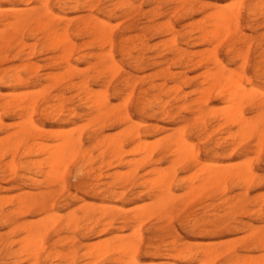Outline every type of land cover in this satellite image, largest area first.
<instances>
[{"label": "rangeland", "instance_id": "obj_1", "mask_svg": "<svg viewBox=\"0 0 264 264\" xmlns=\"http://www.w3.org/2000/svg\"><path fill=\"white\" fill-rule=\"evenodd\" d=\"M34 1L18 5L17 0H0V36H13L11 30L4 29L6 22L12 20L13 10L31 6L42 10L38 1ZM58 1L47 0V6L50 13L61 19L57 17L60 20L55 18V21L51 15L44 18L51 21L43 22L49 23L56 34L63 33L68 25L67 35L74 46L69 61L76 69L66 72L65 61L61 58L63 52L60 53L59 47L55 48L38 25L32 23L15 37L10 47L0 45V104L9 99V95L21 93H32L31 99L35 101L36 98L37 102L33 110H26L25 106L0 110L4 124L0 128V139L18 132V125L32 112L36 124L45 132L51 130L50 135L37 140L41 148L52 151L58 142L54 137L57 130L73 129L71 136L81 137L80 152L60 170L64 186L57 178L47 179L32 170L29 165L32 160L36 162L44 157L40 149L37 154L34 152L37 156L33 157L32 153V157H26L22 143L13 159L9 154L0 158V264H34L24 244L29 242L23 230L25 226L42 235L37 264H108L118 256L109 254L99 258L93 255L87 259L84 245L119 235L129 237L140 222L138 264H264V138L261 148L253 135L244 134L239 138L237 134L240 135L243 127L237 123L243 121L231 118L235 122L230 119L231 123L226 125L222 115L228 114L226 107L229 105L218 97L227 87L230 92L241 85L245 94L254 90L251 97L264 107V0H98L94 9L82 7L85 5L82 0H67L60 5ZM123 1L132 8L121 7ZM68 5L73 7L68 9ZM215 8L227 14L237 12L233 17L238 20L231 19L235 23L230 33L220 31L217 37L204 39V35L212 31L213 21H219L212 16ZM86 20L88 26L92 20L107 23L108 31L112 30L111 49L110 44L102 46L103 42L89 37L81 26ZM20 41L24 42L22 53L19 52L21 46H17ZM32 45V54L27 56ZM232 45L238 57L228 55ZM213 47L215 52H211ZM213 53L236 74L232 80L234 88L228 86L232 82L225 87L226 81L210 86L214 81L204 75L212 69ZM199 60L202 62L197 64ZM30 64L37 66V72L24 71ZM15 74L20 75L22 85L12 81ZM72 84L77 87L72 88ZM205 87L210 97L205 92L200 94L206 91ZM86 88L100 101L105 96L108 108L105 118L98 115L96 104L92 110L84 100ZM240 89L237 93L241 95ZM244 98L242 120H252L258 125L256 119L260 115L252 110V98L250 95V99ZM125 116H129L130 121L121 123ZM132 125L142 137L139 142L125 133ZM259 129L264 134V122L259 124ZM95 132L119 140L120 162L110 159L106 146H97ZM179 135L191 142L192 157L188 154L184 160H178L166 152ZM242 136L249 138L245 140ZM19 138L28 146L33 143L31 135L26 133ZM140 143L145 144L147 152L148 147L154 148L150 149L153 152H150L151 163L141 162L147 152L143 154L138 150ZM193 157L199 163L194 164ZM109 162L113 163L112 167L105 164ZM206 165L210 166V172L220 170L222 175L232 174L226 181L224 194L216 187L201 191L199 186L207 182L209 173L199 168ZM41 168L47 172L45 165ZM134 170L135 176L131 178ZM150 171L154 176L161 174L170 179L171 203L166 210L167 216L152 211L157 200L152 196L151 184L139 186L143 179L146 182L152 179ZM246 171L252 174L251 182L241 183L235 178L237 173ZM115 175L119 177L117 180ZM29 177L38 181L31 182ZM194 186L199 190H193ZM21 200L26 201L29 210L26 207L18 210ZM83 206L100 221L93 232L85 230L94 226L83 218ZM103 211L104 217L99 213ZM137 213L146 216L134 220L135 224L132 218ZM70 214L77 217L72 224ZM7 219L9 222H5ZM105 222H111L112 228L107 227L105 232L97 234ZM72 250L73 256L70 255Z\"/></svg>", "mask_w": 264, "mask_h": 264}, {"label": "bare ground", "instance_id": "obj_2", "mask_svg": "<svg viewBox=\"0 0 264 264\" xmlns=\"http://www.w3.org/2000/svg\"><path fill=\"white\" fill-rule=\"evenodd\" d=\"M18 1V5L19 3L22 5H28L30 4L32 1L34 0H17ZM40 8H24V10H18L16 9L17 11L13 10L12 12V20L11 21H7L6 24L4 25V29L6 30H11L12 33H13V36L11 35H5V34H2L0 36V45H4L6 47H10L11 46V43L12 41H14L16 38V36L19 35V33L25 29V27L28 25V24H31L32 25H38V29L41 30V33L44 34V36L46 38H48L47 40L56 48L57 46L59 47V49L61 50L60 53L63 52V57L61 56L62 60L65 61V65H66V72L67 73H71L73 72L76 68L73 67V65L70 63L69 61V57H70V54H71V51H72V48L74 46H72V43L71 41L69 40L68 38V35H67V24H66V27L63 29V33L61 34H56V31H51V26L49 23H44L43 21H51V17H48L49 20H44L45 17L47 16H51L55 19L57 17H60V16H57L55 17L52 13H50L49 9H48V6H47V0H43L40 2V0H37ZM65 1L67 0H59L58 1V4H65ZM73 1V0H72ZM77 1V0H76ZM76 1H74L76 3ZM84 1L85 5H83L82 7H85L87 9H94V7L96 6V4L98 3L97 1L98 0H82ZM90 1H94V3H90ZM104 1V0H103ZM112 1V0H111ZM117 1V0H116ZM114 1V2H116ZM181 1V0H180ZM179 1V2H180ZM36 2V1H34ZM68 2V1H67ZM66 2V3H67ZM113 2V3H114ZM71 3V2H70ZM69 3V4H70ZM73 3V2H72ZM71 3V4H72ZM90 3V4H88ZM74 4V3H73ZM78 4V2H77ZM115 4H118V2H116ZM178 4V3H177ZM16 5V4H15ZM58 5V6H59ZM64 6V5H63ZM72 5H68V9H70ZM100 6V5H99ZM73 7V6H72ZM123 8H129V10L132 8V5H131V8L129 7V3L128 2H124L122 3V6ZM65 8V6H64ZM122 8V9H123ZM238 8V7H237ZM20 9V8H19ZM60 9V8H58ZM62 9V8H61ZM73 9V8H72ZM84 9V8H83ZM121 9V8H119ZM234 9V8H233ZM41 10V11H40ZM74 10V9H73ZM86 10V9H85ZM107 10V8L105 9ZM104 10V11H105ZM114 10V9H112ZM215 11L213 12V15L217 20L219 21H213V24L211 26L212 28V31L210 32H207L205 35H204V39H207V38H210V39H213L215 37L218 36V33L220 31H226L227 33H230V30H231V27L233 28V24L235 23V21H231L232 18H234L233 16L237 13V12H234L235 14L231 16V14H227V13H224V11L220 10V9H214ZM1 11V10H0ZM12 11V10H11ZM88 11V10H87ZM109 12V10H107ZM119 11V10H118ZM124 11V10H123ZM128 11V9H127ZM230 11V10H229ZM95 12V11H94ZM106 13V11H105ZM238 15V14H237ZM92 17V16H91ZM91 17L90 20H91ZM236 17V16H235ZM10 18V17H9ZM61 19V17H60ZM59 18H57V20H60ZM63 19H66L63 17ZM80 19V17H79ZM213 19V18H211ZM236 19V22L238 20V18H234ZM67 20V19H66ZM65 20V21H66ZM89 21V19H87ZM87 20L86 22H83L82 21V25L83 26L82 28L84 30H86L87 34H89V37H91L93 40H96V41H100V42H103L102 46H104V44H110V49H111V46L113 44V40H112V36H111V32H110V29L108 31V28H107V23L105 22H99L98 21H93L90 22L91 24L88 26V23H87ZM229 20V21H227ZM53 21V19H52ZM56 21V19H55ZM77 21V20H76ZM81 21V20H80ZM43 22V23H42ZM88 26V27H87ZM210 26V25H209ZM166 27V26H165ZM79 32V31H78ZM39 33V32H38ZM11 34V33H10ZM31 35V34H30ZM76 37V35H75ZM29 38V37H28ZM174 38V37H173ZM196 38V37H195ZM32 39V38H31ZM35 40V39H34ZM220 40V39H219ZM218 40V41H219ZM221 41V40H220ZM171 42V41H170ZM24 44V42H23ZM20 42L17 43V46H21L20 49H19V52L22 53L23 51V45ZM219 44V42H218ZM217 44V45H218ZM171 45V44H170ZM25 46L27 47V45L25 44ZM100 46V45H99ZM217 47V46H216ZM32 48H34V46H30V49L28 47V49L30 50V52L26 53L27 56H30L32 54ZM214 49L211 50V52H215L216 51V48L213 47ZM4 49V48H3ZM124 50V49H123ZM1 51V50H0ZM122 52V51H121ZM258 53V52H257ZM18 54V53H17ZM16 54V55H17ZM128 54V53H127ZM176 54V53H175ZM215 53H213V57L211 58L213 63H212V69L210 71H206L205 72V75L204 76H207L209 79V77L214 81L212 83L214 84H211L210 86L213 87L215 86V82L216 83H219L220 81H226V83L224 84L225 87H227V83L229 82H232V80L236 77V74L233 72V71H230L229 69L226 68L225 65L222 64V62L220 60H218V57L216 55H214ZM14 55V56H16ZM212 55V54H211ZM211 55H209V57H211ZM228 55H234V56H239V54L237 53L236 51V48L234 45L231 46V48L229 49L228 51ZM13 56V57H14ZM100 56H102V54H100ZM108 56L112 58V55L109 53ZM200 56V55H199ZM58 57V56H57ZM198 57V56H197ZM208 57V58H209ZM207 58V57H206ZM244 58V57H243ZM3 59V58H2ZM18 59V58H17ZM203 60V59H202ZM202 60H199L197 62V64H200L202 62ZM2 61V60H1ZM205 61V60H204ZM190 62V61H189ZM245 63V61H244ZM244 63H243V66H244ZM180 65V64H179ZM257 66V65H256ZM28 70H33L34 72H37V66L35 67L34 65L30 64V65H27L25 70L24 71H28ZM114 72H116L114 69H113ZM258 71V70H257ZM243 72V70H242ZM28 73V72H27ZM114 74V73H113ZM207 74V75H206ZM241 74V73H240ZM70 75V74H69ZM240 76V75H239ZM202 77V76H201ZM36 78V76H35ZM34 78V79H35ZM38 78V77H37ZM51 78V77H50ZM58 78V77H57ZM205 78V77H204ZM55 78L51 79V80H54ZM210 79V80H211ZM256 79V78H255ZM2 80V79H1ZM36 80V79H35ZM245 80V79H244ZM12 81L17 83V84H21L22 82V79L20 77L19 74H15L14 76H12ZM39 81V80H38ZM37 81V84L39 83ZM36 82V81H35ZM242 82V81H241ZM240 82V83H241ZM35 84V83H34ZM114 84V83H113ZM127 84V83H126ZM22 85V84H21ZM213 85V86H212ZM233 86V82L232 83H229L228 86ZM72 88H76L77 85H71ZM83 86V85H82ZM231 86V88H232ZM240 86L239 85L238 87L235 86V89L233 91H230L229 92V87L226 88V91H221L217 96L219 97V99L224 103H228V107H226V110L228 109L227 111V115H225V107H224V114L222 115V119L224 117V119H226L224 122L226 123H231L235 118V121L237 122L238 120L241 119V122L239 124V122L237 123V126L241 125L242 128V131L240 132V135H244V134H249L250 135H253L255 136V138H257V143H258V147L261 148L262 147V141H263V138H264V134L263 132L260 133V129H259V124H262L264 122V107L262 106L261 103L255 101L254 98H252L253 94H254V90H253V93L248 94L250 95V99L249 98V95L246 93L243 92V87L241 90L240 89ZM224 87V88H225ZM175 88V87H174ZM176 88H178V86H176ZM206 88V87H205ZM204 90L206 91H203L202 93L200 94H203L204 92L206 94H209V92H207L208 88H206ZM223 88V87H222ZM230 88V90H231ZM234 88V86H233ZM240 89L245 96H248V98L250 99V102L252 103V110L254 112H258L260 116H258V119H256L257 121H259V124H254L252 123V120L250 122H244L246 121L245 120H242L243 119V113L241 111V107H242V103H243V98L245 97L243 95V93L240 95L237 93V89ZM214 89V88H211V90ZM210 90V89H209ZM215 90V89H214ZM213 90V91H214ZM220 90V89H219ZM212 91V92H213ZM239 91V90H238ZM249 91V90H248ZM103 92V91H102ZM229 94H228V93ZM252 92V90H251ZM35 93V92H34ZM38 94V92H36ZM42 93V92H41ZM40 93V94H41ZM100 93V92H99ZM97 93L99 96L100 94ZM218 93V92H217ZM228 95H227V94ZM25 94V93H23ZM21 93V95H9V99H6L3 101V103L0 104V110H5V109H11V108H25L26 107V110L27 109H31L33 110V108H35L36 106V98H35V101L31 99V94L29 95H23ZM204 94V95H206ZM226 94V95H225ZM33 95V94H32ZM96 95V94H95ZM94 93L92 91H90L89 89H85L84 91V100L89 104L91 105V109L94 107L93 105H95V109L97 110V113L99 116H103L105 118V116L108 114V108L106 106V103H107V100H105V96L104 98H102L100 96V98L104 99L101 101L99 100L98 96L96 95L95 96ZM260 95V94H259ZM36 96V95H35ZM39 96V95H38ZM252 96V97H251ZM255 96V95H254ZM202 97V96H201ZM208 97H210V94L208 95ZM216 97V96H215ZM43 98V97H42ZM206 98V97H205ZM203 98V99H205ZM247 98V97H246ZM258 98V97H257ZM256 98V99H257ZM259 101H260V98H258ZM58 100V99H57ZM246 99L244 98V101ZM59 101V100H58ZM127 101V100H126ZM198 102V100H197ZM201 102V101H199ZM204 103V102H203ZM248 104V103H247ZM126 105V104H125ZM142 105V104H141ZM144 105V104H143ZM142 105V106H143ZM205 105H208V103H205ZM25 106V107H23ZM146 106V105H145ZM227 106V105H226ZM144 109V106L142 107ZM210 109V108H209ZM216 109V108H215ZM19 110V109H18ZM93 110V109H92ZM222 110V109H221ZM243 110V109H242ZM245 111V110H244ZM110 112V111H109ZM31 114H33L32 112H30ZM29 113V116L27 117L28 119H24L19 125H18V128H19V131L12 134V135H9V136H6L5 138H2L0 139V158L3 156V155H7L9 154L11 156V158L13 159V156L16 154L17 152V149L20 145H22L23 143V146H24V151L23 153H25L24 156L26 157H32V153L34 154V156H37L35 155L34 152H36L37 154V150L39 151V149L41 150V153H43V158L42 159H39L41 160L40 162H37L39 160H36V162H34V159L32 160L33 162L31 164H29L30 166H32V170L35 169L37 170L36 174H40L41 177H47V179L49 178H57V181H59L60 183L63 184L64 186V177L62 176L63 173L61 172L60 173V170H62V166L66 164L65 163H69L68 161H73L75 160V156H78L77 154H79V148L81 147V137H75L73 138L71 136V132H73L74 130H69L67 129L68 131L66 130H62L61 132H59L57 130V133L58 134H55L54 137L55 139H57L58 142H56L57 144H54V147H52V151H46L44 148H41L40 145H38V142L37 140H40L42 138H45L47 137V135H50L51 133V130H48L50 133L48 132H45L44 130L45 129H42L38 124H36V122H34V120L32 119V115ZM192 114V113H191ZM216 114V113H214ZM214 114H212V117L214 116ZM222 114V112L220 113ZM236 115V117H235ZM228 116V117H227ZM217 118V116H216ZM229 118V119H227ZM233 120H232V119ZM230 119H231V122H230ZM238 119V120H237ZM229 120V121H228ZM254 120V119H253ZM98 121V120H97ZM130 121V118L129 116H125L124 118L121 119V123H127ZM228 121V122H227ZM233 121V122H235ZM201 122V121H200ZM135 123V122H134ZM4 124H2V121L0 119V128L3 126ZM128 125V124H127ZM139 125V124H138ZM220 126V124H219ZM84 127V126H83ZM87 127V126H86ZM239 128V127H238ZM262 128V127H261ZM138 128L135 126V125H132L130 126L129 128L125 129V133L126 134H131L132 135V138L133 140H135V142H139L141 141L142 137L140 136V133L138 132L137 130ZM182 129V128H181ZM264 130V129H263ZM47 131V130H46ZM56 131V130H55ZM66 131V132H65ZM70 131V132H69ZM213 131V130H212ZM215 131V130H214ZM54 132V130H52V133ZM65 132V133H64ZM177 132V131H175ZM23 133H26L28 135H31L32 137V140H33V143H31V145H26V143L23 141V139H20L19 138V135L20 134H23ZM56 133V132H55ZM60 133V135H59ZM184 133V132H183ZM228 133V132H227ZM97 133L95 132L94 135H96ZM177 134V133H176ZM229 134V133H228ZM231 135V134H229ZM236 135V136H237ZM246 137V138H249ZM51 137V136H50ZM53 137V138H54ZM188 137V136H187ZM195 137V136H194ZM237 137V138H238ZM243 139L246 140V138H244L245 136H242ZM234 138V136L232 137ZM241 138V137H239ZM254 138V139H255ZM53 139V140H55ZM93 139V138H91ZM95 139H97V146H106L107 148V153L109 152V156H110V159H113L114 162H120L122 160L121 156H119V151L121 150V145H120V142L117 138H110V137H103L101 134H97L95 136ZM94 139V140H95ZM229 140V139H228ZM256 140V139H255ZM37 142V143H36ZM209 142V141H208ZM44 145V144H43ZM150 145V144H149ZM40 146V148L38 147ZM49 146V145H48ZM148 146V145H147ZM204 146V145H203ZM202 146V147H203ZM139 147V148H138ZM138 150L143 153V154H146L145 152L146 151V146L145 144L143 143H140V145H138ZM37 148V149H36ZM208 148V147H207ZM206 148V149H207ZM44 149V150H42ZM150 149H154L153 147L150 148ZM149 149V147L147 148V150L149 152H147V155L142 159V163L145 162V164L149 163L152 158H151V150ZM137 150V149H136ZM260 150V149H259ZM154 151V150H153ZM261 151V150H260ZM40 152V151H39ZM138 152V151H137ZM166 152L171 156L173 157H176L179 159H183L184 157L187 156H193V146L191 144V142H189L188 140H186V138L182 135V136H178L177 138L174 139L173 143L171 144V146H169V148H167ZM149 153V154H148ZM153 153V152H151ZM197 153V151H196ZM212 153V152H211ZM224 153V152H223ZM222 153V154H223ZM259 153V152H258ZM40 154V153H39ZM106 154V153H105ZM142 154V155H143ZM189 154V155H188ZM209 154V153H208ZM245 154V153H244ZM141 155V154H140ZM103 156V154H102ZM225 156V155H224ZM85 158V157H84ZM194 158V157H193ZM199 159V158H198ZM158 160V159H157ZM184 160V159H183ZM182 160V161H183ZM188 160V159H187ZM100 161V160H99ZM130 161V160H129ZM103 162V161H102ZM132 162V161H131ZM140 162V163H141ZM197 160L194 158L193 160V163L194 164H197ZM13 163V162H12ZM30 163V162H29ZM126 163V162H125ZM151 163V162H150ZM180 163V162H179ZM199 163V162H198ZM244 163V162H243ZM105 164H108L107 166L108 167H112V162H109V163H105ZM118 164V163H117ZM127 164V163H126ZM154 164V163H153ZM178 164V163H177ZM14 165V164H12ZM23 165V164H22ZM41 165H45L46 169H47V172H45V170L43 171V169L41 168ZM69 165V164H68ZM124 165V164H123ZM179 165V164H178ZM208 165V164H207ZM203 166L202 169L199 168L200 171H205L207 173H209L208 175V178H207V182L202 185V186H199L201 191L206 189V187H209V189L211 187H216L220 192V193H223L226 191V181L229 177L232 176V174H227L226 175H222V173L219 171H209L210 169V166ZM211 165V164H210ZM64 166V167H65ZM201 166V165H200ZM11 167V166H10ZM14 167V166H12ZM63 167V168H64ZM181 167V166H180ZM26 168V167H25ZM97 168V167H96ZM14 170V168H11L10 170ZM12 170V171H13ZM66 170V169H65ZM153 171L155 169H152ZM216 170V169H215ZM218 170V169H217ZM152 171V172H153ZM158 171V170H157ZM227 171V170H226ZM10 172V171H9ZM151 172V171H150ZM149 173V175L151 176V174L153 175L154 173ZM156 172V170L154 171ZM13 173V172H12ZM60 173V174H59ZM113 173V172H112ZM157 173V172H156ZM202 173V172H201ZM229 173V172H228ZM115 174H118V173H115ZM194 174V173H193ZM87 175V174H86ZM81 176V175H80ZM114 176V174H113ZM119 176V175H117ZM135 176V170L133 172H131L130 174V177H134ZM235 178L239 179V181L242 182H251V177H252V174L249 172V171H246L245 173H237L236 175H234ZM171 177V176H170ZM30 178V177H29ZM111 178V176H110ZM115 179L116 178H119V177H114ZM253 178V177H252ZM151 179V178H150ZM31 182H37L38 180L36 179H29ZM117 180V179H116ZM250 180V181H248ZM20 182V181H19ZM84 182V181H83ZM119 182V181H118ZM170 179L168 177H166L165 175H157V176H152V179L149 181L146 182V180H142L140 183H139V186H143V187H146L147 185H150L152 186L153 188H151L153 190V194L152 196L157 200L156 203H155V206L153 208V212L154 213H160V212H163L165 215L164 216H167V207L169 205V203H171V198H170ZM110 184V183H109ZM199 185V184H198ZM249 185V183H248ZM172 186V185H171ZM195 187V186H194ZM193 187V190H196L198 189L199 187ZM64 188V187H63ZM88 188V187H87ZM192 188V187H191ZM199 190V189H198ZM245 192V191H244ZM103 193V192H102ZM131 193V192H130ZM219 193V195H220ZM115 195V193H114ZM222 195V194H221ZM4 198V197H3ZM153 198V199H154ZM5 199V198H4ZM21 207H26V210H29V206L26 205V201L24 200H21L20 202H18V210L21 209ZM91 207V206H90ZM100 207V205H99ZM104 207V206H103ZM138 207V206H137ZM136 208V207H135ZM146 208V207H145ZM82 212H83V218L86 219V222H89L90 224H92L94 226V228H90V227H86V231H90V232H93L95 227L96 226H99L100 224V221L95 219V215H93L94 213H90L88 212L87 209H85V207L83 206L82 208ZM101 210V209H100ZM152 211L151 213H148V215H151L152 214ZM115 212V211H114ZM117 212V211H116ZM143 212V211H142ZM98 213V212H97ZM101 214L102 217H104L105 215V212H99ZM144 213V212H143ZM10 214V213H9ZM138 214V213H137ZM147 214V213H146ZM9 216V215H8ZM100 216V217H101ZM123 217V215H121ZM144 216H146L145 214H138V215H135L132 220L134 221H138L139 219L143 218ZM192 216V215H191ZM101 217V218H102ZM53 218V217H52ZM107 217L105 216V219ZM160 218V217H159ZM51 220V219H50ZM72 222H71V221ZM70 220L69 222L72 224L74 221L76 222L77 220V217L74 215V214H70ZM126 220V219H125ZM53 221V219H52ZM56 221V220H55ZM54 221V222H55ZM134 221V223H135ZM5 222H9V220L7 219ZM120 223V222H119ZM133 223V222H132ZM52 224V223H51ZM55 224V223H53ZM71 224H68V225H71ZM99 224V225H98ZM136 224V223H135ZM46 225V224H45ZM88 225V224H87ZM139 225H141V222L136 226V228L133 227V233L129 236V237H121L122 235H119V236H114L113 238L107 240V241H102L99 243H89V244H85L84 245V248H85V254H84V257H88V258H92L94 257L93 255H97L99 258L100 257H103L105 255H109V254H116L118 256V258H113L110 262H108V264H138V260H137V252H138V249H139V245H140V242H141V235L139 233ZM101 226L103 228H101L98 232V233H103L106 231L105 228H110L112 226V223L111 222H105L104 224H101ZM100 226V227H101ZM132 226V225H131ZM68 228L70 226H67ZM211 227V226H210ZM214 227V225H213ZM80 228V227H79ZM85 228V227H84ZM112 228V227H111ZM212 228V227H211ZM213 229V228H212ZM24 232L27 234V241L29 240L28 244L25 242V246L27 247V250L28 251V254H29V257L33 260L34 264H37L35 263L37 260H38V251L40 249V245H41V241H42V235L39 231H36V232H33L32 229L30 228V226H25L23 228ZM45 231V230H44ZM159 233V232H158ZM117 235V234H115ZM87 237V236H86ZM23 240H26V238H23ZM19 241V240H18ZM75 242V241H74ZM22 243V242H20ZM171 244V243H170ZM13 245V244H12ZM23 247V248H22ZM22 250L24 251V246L22 245ZM153 248V247H152ZM165 249V248H164ZM22 252V251H21ZM25 252V251H24ZM186 252V251H185ZM211 252H214L211 250ZM26 253V252H25ZM190 253V251H189ZM204 253V252H203ZM202 253V254H203ZM74 254V251H70V255L73 256ZM182 254V253H181ZM201 254V255H202ZM206 254V253H205ZM51 255V254H49ZM57 256H60L58 253L56 254ZM198 255V254H197ZM27 256V255H26ZM207 256V255H206ZM28 257V258H29ZM208 257V256H207ZM63 258V257H62ZM82 258V257H81ZM87 258V259H88ZM105 258V257H104ZM203 258V257H202ZM108 259V258H107ZM20 260V259H19ZM74 260V258H73ZM246 260V259H245ZM199 263V262H198ZM248 263V262H247ZM260 263V262H259ZM86 264H89V263H86ZM203 264V263H202Z\"/></svg>", "mask_w": 264, "mask_h": 264}]
</instances>
